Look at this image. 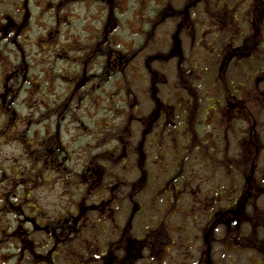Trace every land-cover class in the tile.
Returning <instances> with one entry per match:
<instances>
[{
  "label": "rangeland",
  "instance_id": "rangeland-1",
  "mask_svg": "<svg viewBox=\"0 0 264 264\" xmlns=\"http://www.w3.org/2000/svg\"><path fill=\"white\" fill-rule=\"evenodd\" d=\"M144 1L150 6H143L140 4V0L64 4L55 11L61 16L57 22L50 15L52 14L50 7L31 6V16H39V19L37 22L36 19H30L32 22L30 34H37L40 29L37 25H41L43 32L44 25L47 24L49 28L52 25L58 26L60 35L58 42L53 39L44 41L45 45L43 46L47 47L45 52L41 53V57L33 55V49L24 47V59L29 65V72L36 76L35 85L29 83L17 90L13 102L16 113L11 119L6 120L0 112V264H29L26 253L21 256L20 249L18 250L17 247L19 236L25 238L22 232L27 228L24 214H36L35 216L40 223L47 222L48 224L55 222L58 224V220L61 218L70 219L71 214L76 216L74 210L78 208V205L80 206L78 192L80 188L82 189L78 184L77 175L80 173V179L85 175L87 160L85 156L89 151L96 153L105 148L118 150L123 145L119 143L117 138H120L123 143H127L129 140V145L138 151L139 143L142 140V129L139 126V121L134 118L143 116L145 120H152L153 110L157 102L155 98H152L153 96L173 104L179 100V96L183 95L180 91H174L175 62L166 57L167 49L169 50L171 44L174 43L172 32L176 22L166 18L162 25L154 26L156 21L154 15H157L158 11L160 12L157 4L169 0ZM225 1L228 4L234 2V0ZM211 7L212 3L208 0L204 7L199 4L190 9V11L195 10V18L197 19V21L192 19L194 29L191 36L194 35L195 38V42L192 40V46H189V36L186 31L181 33L179 37L177 36L181 42L184 41L182 53L184 51L185 56H188L192 63L191 67L196 64V69L192 70L195 76L194 80L198 85L197 91L199 94L204 93L202 99L205 97L206 99L218 98L216 93H211L219 90L221 84L217 71L218 65H212L217 61V58L211 54H216L220 47H225L226 42L233 39V35L230 34L233 29L234 31L240 29V27L235 28L232 22H227L226 27L222 31H218L216 21L220 14L218 15ZM6 8H8V3H3L1 9ZM242 9L243 7H240L239 10ZM210 11L217 17L216 19H210ZM70 17L74 19L72 20ZM39 20H42V22L40 21L41 24ZM248 21L247 17L245 22L248 23ZM242 23L239 22L238 26H241ZM248 32L247 30L244 34L247 35ZM198 36L201 37L200 43H197ZM31 37L32 35H30V39ZM223 38L225 39L223 40L224 43L222 42ZM175 40H177L176 37ZM41 42L38 39V44ZM53 43L55 48L49 51L48 45ZM88 44L94 45L91 52H88L89 48L86 47ZM210 46L215 51H211ZM139 47H142L141 50ZM146 54H152L151 56L155 58L153 62H150L151 60ZM9 57V62L12 63L11 68H14L13 64H18V62L20 67L22 66L18 55L11 54ZM119 57L120 60H118ZM146 57L149 59L148 61ZM188 65L190 66L189 63ZM46 66L47 78L41 75V73L46 74L44 72ZM33 67L35 68L33 69ZM180 67L186 69L183 65ZM52 70L54 71L52 72ZM246 72L248 69L243 68L240 72H230L227 77L242 81ZM182 73L186 74L187 77L190 76L188 68ZM0 74H2L1 68ZM83 74L86 78L88 77L87 82L84 85H79L84 79L82 78ZM78 81L79 83H77ZM249 83L252 84L251 90L241 86V96L238 95V97L244 98V103L250 114L247 110L246 113L236 112L234 117L225 118L223 116L222 122L218 125L213 116H205L201 110L199 114L197 113V117L200 118L197 130L201 134L212 135L209 142H212V147L216 146L219 149L217 154H213L212 160L203 163L204 166L199 160L201 153L188 151L189 135L187 140L174 138L169 142V145H166V140L163 139L159 150L165 154V157L162 158L153 151L151 158L157 156L156 159H158L155 163L149 156V160L143 166L147 178L142 183V190L137 193V200L142 204L143 214L145 213L144 221L147 224L145 228L141 226V230L147 231L150 225H154L162 217L159 210L165 206L164 201L166 200L163 202L160 200L167 198V194L162 192V186L159 187L165 182L163 178L159 180L160 175L162 174L161 177L166 176V173L161 172L153 165L157 164L160 168H164L173 158L174 153L179 152V155L186 156L184 163L186 170L182 169L180 174L183 173V177L190 178L191 181L189 180L188 186L192 189L189 190V194L186 193L185 199L182 198L179 206L191 207L192 216L194 208L202 207L199 202L200 194L204 193L207 188L214 189L228 184L223 173L220 176L217 175V172L221 170L218 165L219 161H222L223 168L229 172L231 170L229 166L235 168L236 188L241 187V194L245 191L241 172L248 174L250 169L254 167L256 170L255 177L260 178L262 176L264 173V159L261 160L264 155V103H261L260 97L259 99L254 97L253 83L252 81ZM258 90L264 92V81L258 85ZM169 93L170 95H168ZM74 97L79 99L76 100ZM72 99L73 102H71ZM48 104L50 106L46 107ZM211 104V100H203L201 108ZM132 107H136L134 112ZM226 110L223 109L222 112ZM173 111L176 116L174 121L178 124L181 118L179 108L176 106ZM131 114L133 117L129 116ZM201 120H204V124L201 123ZM131 127L133 130L129 134ZM9 129H13L14 132L8 131ZM52 134L55 135V141H52L54 142L53 146L58 145V148L61 149L60 152L64 151L65 158L58 157L55 162L48 163L47 161L45 163L43 162L46 160L44 159L45 153L42 150L46 146H50L48 142L49 138H52ZM249 135H257L261 142L262 148L256 162L252 160L253 146L249 142ZM204 142L206 143V141ZM180 144L182 145L180 146ZM184 145L185 149H183ZM155 146L150 147V152L152 149L156 151ZM186 149L188 153L185 152ZM136 150L127 152L125 159L115 163L100 160L105 166V173L114 172L111 174L128 177L125 193L130 192L132 186L135 190L139 187V182L133 181L140 176L137 162L139 156ZM65 159L68 161H64ZM241 164H244L245 167L240 171L238 165L241 166ZM170 165L173 168L171 162ZM152 174H156L157 177L153 179ZM106 180V178L102 179L100 184L106 183ZM89 183L92 185L91 182ZM253 184L250 189L248 188L251 192L249 200L250 202L259 201L263 206L264 183L254 182ZM94 193L91 198L89 197L90 201H86L90 207L92 204L100 206V201L95 202ZM153 193H156L154 197H152ZM207 196L210 197L211 194L207 193ZM114 203L125 209L120 214L117 210L115 217L126 219L131 206L126 204V201L122 203L115 201ZM166 206L169 205L166 204ZM68 211L73 213L68 214ZM106 211L97 215L104 219L105 214H107ZM262 212L264 213V210ZM82 213L78 217L84 215L86 211ZM89 213L81 216L80 222ZM135 217L133 222L136 223L132 224L129 229L131 233L139 234L141 231H139L138 223L142 216L138 214ZM187 222L190 233L187 238L192 241L188 253L183 257L184 248L174 247L166 253L163 261L179 260L183 257L184 262L197 263L201 248L203 251L205 248L202 243V236L207 224L203 216L200 215L193 220L187 217ZM98 226L105 227V229L103 231L100 228V234L97 237L94 236V228L86 226L81 227L85 231L83 238L77 236L79 238L77 240L75 238L63 240L57 248L60 254L59 264H75L76 260L72 259L71 253H82L87 249V246L83 244L84 239L89 242L91 249L89 253L93 254L100 248L102 251V247L91 240L95 238L104 240L108 237V231L114 227L107 219L101 221ZM214 231L212 238L216 240V243L211 245L214 264L215 262L219 264H255L257 262L254 255L249 258L246 257L247 251L241 250L235 253L232 247L225 246L223 241L219 242L216 239V237L218 238L217 233ZM112 233L113 231L110 232V237H112ZM175 235L178 238H183L182 233ZM67 236L68 234L65 237ZM43 238L44 236L36 234L34 239L37 241L35 243ZM45 250L47 248L41 249L39 253L46 255ZM188 254L191 256V260L186 261L185 257ZM226 256H229L232 262L231 260L227 261ZM63 259L65 263L62 261ZM84 259L81 258L82 261ZM96 261L91 259L90 264H96ZM179 261L172 263L176 264ZM132 264H139V257ZM197 264L202 263L200 261Z\"/></svg>",
  "mask_w": 264,
  "mask_h": 264
},
{
  "label": "flooded vegetation",
  "instance_id": "flooded-vegetation-1",
  "mask_svg": "<svg viewBox=\"0 0 264 264\" xmlns=\"http://www.w3.org/2000/svg\"><path fill=\"white\" fill-rule=\"evenodd\" d=\"M104 1L110 2L111 0H0V68L2 71L1 75L3 76L0 77V80L3 79L0 81V112L4 115L6 120H8L7 117L9 113L10 119L16 113L13 102L15 101L17 90L27 86L29 83L35 85L34 81L36 76L29 72V65H27V61H25L24 57H22L21 60V67L18 63L13 64L14 68H11L12 63L10 62L4 67L5 61H3V55L17 54L24 44V37H27V41H31L30 35H32L33 40L34 38L37 39V44L38 39L42 41L38 44L41 46L44 44V41L51 39L56 40L57 34L60 33L58 26L52 25V27L49 28L48 25L45 24L42 32L41 25L36 24L40 28L39 31L37 34H30L32 31H30L32 23L30 19H36V22L39 19V16H31V6L50 7V11H52L50 15L57 22L61 16L55 13V11L64 4L73 5L79 2L94 4ZM143 1L140 0V4L146 7L150 6L146 1ZM209 1L212 3L213 8L211 7V9L216 11L218 15L220 14L216 21V28L219 29L218 31H222V29L226 27L227 22H232L235 28L240 27L239 30L234 31L233 29V31H231L230 34L233 35V39H231L230 42L227 41L225 47L222 46L219 48L220 50L218 49L216 54H211V56L215 55V58H217V61L212 65H218L217 71L221 81L219 90L211 93H216L218 98L206 99L205 97L202 99L201 97L204 93L201 92V94H199L197 91L198 85H191L187 75L182 73L188 68L190 60L188 56H185L184 51L182 53L184 41L181 42L178 38L181 33L186 31L189 36V46H192V40L195 42L194 35L191 36L192 30L194 29L192 19H194V21H197V19L195 18V10L190 11V9L197 7L199 4L204 7V5L208 3V0H169L160 4L158 3L157 5L160 8V12L158 11V14L154 15V18L156 17L154 26L159 27L166 18H170L169 20L176 22L174 31L172 32L174 43L171 44L172 47L170 46V51H167V56L170 55L169 59L175 62L174 91H180L183 95L179 96V100L175 103L173 102V104L165 100L161 101L157 96H153L152 98H155L157 102L155 101L156 105L153 110L154 116L152 120H145L143 116H136L134 118L139 121V126L142 129V140L139 143L138 151L129 145V140H127V143H123L120 138H117L119 143L123 145L122 148L120 147L118 150H107V148H105L101 152L94 153L93 151H89L87 153L85 156L87 158L84 170L85 175L82 176L81 179L80 173L77 175L78 184L82 189L80 188L79 190L81 194L78 192L80 206L78 205V208L74 210L76 211V216L71 214L72 216L70 219L61 218L58 220V224L57 222L53 224H48L47 222L40 223L34 216L26 217L27 228L24 231L22 230L25 238H19L20 240L23 239L22 241L26 244L23 248H25L29 254L26 256L28 262L31 264H59L58 259L60 254L57 248L62 244L63 240H71L72 238L77 240L79 239L77 236L83 238V233H85V231L81 227L84 228L86 226L94 228V236L97 237L100 234L99 229L102 228L103 231L105 229V227H99L98 224L107 219L112 227H114L108 231V237L104 240L99 238L91 240L97 242L95 244L98 246L102 245L104 249L100 252L96 251L93 254L89 253V251L91 252L89 242L84 239L83 244L87 246V249L80 254L73 252L75 256L81 258H86L87 256L88 258L95 259L97 260L96 264H132L138 257L139 264H173L172 262L179 260L180 261L176 264H192L184 262L183 260L192 242L187 238L190 235L187 217L193 220L195 218L197 219V216L200 215L201 217L203 216L207 226L202 236V243L205 248L204 251L201 248L197 263L201 261L202 264H214L211 245L216 243V240L212 238V233L215 230L214 232H216L218 236L216 239L219 242L223 241L225 246L232 247L235 253L241 250L247 251L248 255L246 257L248 258L251 257V253H253L257 261L255 264H264V213L262 212L264 206L257 207L256 200L250 202L249 196H251V192L248 190L250 186L254 185V182L258 184L264 183V173L260 178L257 176L256 178V170H254V167L250 169L248 174L241 172L242 182L245 183V191L241 194V187L236 188L235 168L229 166V169H231L229 172V170L223 168L222 161H219L218 165L221 167V170L215 172H217L218 176L223 173L225 181L228 184L214 189L207 188L204 193L200 194L199 202L202 207L194 208L192 216L191 207L185 208L178 207L177 205L181 200L180 195L185 199L186 193L188 192L189 194V190H191L192 187L188 186L191 181L190 178L186 176L183 177V173L180 174L182 169L186 170L184 167L186 156L179 155V152L174 153L173 158L164 168H160L157 164L153 165V167L156 166L158 170L160 169L161 172L166 173V176L163 175L161 177V174L159 178V180L163 178L165 181L162 184V192H165L169 196V201L160 200V202L164 201L165 205L159 210V214L162 215V217L158 219L154 225H150L148 232L137 240L131 238L127 232L128 227L131 225L130 223H132L133 215L136 213L141 216L143 213L142 204L137 200V193L142 190V183L147 178L143 166L145 162L149 160V156L150 158L153 156V151L158 153L162 158L165 157V154L161 153L159 150L162 146L163 139L166 140V145H169V142L174 138L187 140L189 135L188 151L191 150L201 153V159L199 160L201 165L204 166L205 164L203 163L212 160L214 157L213 154H217L219 149L216 146H211L212 142H209V140L212 138V135L210 136L206 133L201 134L197 130V124L200 120V118L197 117V113L199 114L201 110L205 116H213V119L218 125L222 122L223 116L225 118H230L231 116L234 117L236 112L246 113L248 107L244 103V98L240 99L238 95L241 96V86L251 90L252 84H250L249 81L253 83L252 92L254 97L256 99L260 97L261 103H264V92L258 90V85L264 81V0H234L232 4H228L225 0ZM3 3H8V8L4 10L1 9ZM240 7H243V9L239 10ZM209 17L210 19L217 18L211 11L209 12ZM247 17L249 19L248 23L245 22ZM40 21L42 22V20H39V23ZM239 22H243L241 26H238ZM54 27L56 29L55 31H53ZM247 30L249 32L245 35L244 33ZM175 37L177 40H175ZM200 40L201 37L198 36L197 43H200ZM223 40L225 39L223 38L222 42ZM236 41L237 43L235 44ZM25 47L30 49L29 44H26ZM209 48L215 50L212 46ZM43 49H45V47H43ZM18 54H25V50ZM118 60H120V57ZM181 65L186 69L181 68ZM195 67L196 64L194 65V70L196 69ZM34 68L35 67H33V69ZM243 68H247L248 72L244 74L242 81L232 80L230 77H227V75H230V72H240ZM46 71L47 66L44 72L46 73ZM41 75L47 78V73H41ZM82 76L84 79L79 85H84L85 82H87L86 79L88 77L86 78L84 74ZM79 81L77 83H79ZM215 82H218V80H215ZM8 83H11V85H8ZM14 89H16V91H14ZM168 95H170V93ZM74 98L76 100L79 99L76 97ZM203 100H211L213 103L212 106H202L201 108ZM176 106L179 108L181 114L179 115L181 118L178 124L174 121L176 116L173 110H175ZM135 108L136 107H132V110ZM223 109L227 110L222 112ZM248 113L250 114L249 110ZM253 114L256 115L255 113ZM129 116H132V114ZM201 123L204 124V120H201ZM132 130L133 127H131L128 133L131 134ZM8 131L14 132L13 129H9ZM249 131L252 132L251 129H249ZM124 136L127 138L126 135ZM249 136V142L251 146H253L252 160L256 162L262 148L261 142L257 135ZM120 137L123 136L120 135ZM204 141H206V143ZM48 144H50V146H46V148L42 150L45 153L44 159H46L43 162L46 163L48 161V163H52L55 162V159L61 157L60 154L62 152H60L61 149H59L58 146H53L54 143L51 137L49 138ZM152 145H156L154 147L156 151L152 149L150 152V147ZM181 145L182 144H180V146ZM208 146L210 149L207 150V148H209ZM183 149H185V145ZM133 150H136L139 156L137 162L140 176L138 179L136 178L133 180L135 183L139 182V187L135 190L132 186L130 187V192L127 191V193H125L128 177L111 174L114 172L105 173V166L100 160L115 163L116 161L125 159V154ZM185 152L188 153L187 149ZM62 158H64V156H62ZM156 158L157 156L151 158L154 163L158 160ZM262 159H264V155L261 157V160ZM64 161H66V159ZM238 167L240 170L243 169L245 165L241 164V166L238 165ZM170 168H172V170H170ZM168 171L169 174L167 175ZM151 177L155 179L157 175L152 174ZM105 178L107 179L106 183L100 184V181ZM89 182H91L92 185ZM131 184L133 185V182ZM93 193L94 196H96L95 202L100 201V206L92 204L90 207L86 204V201H90L89 197L91 198ZM207 193L211 194V196L208 197ZM115 201L118 203L126 201V204L131 206L129 215L126 219H118V217H115L117 210H119L118 214L125 210L117 203H114ZM166 204L169 206H166ZM84 210L86 211L85 214H87V212L90 213L80 222L79 218L85 214L79 217L78 215ZM105 211L107 212V214L104 213L106 217L101 219L102 216L97 214ZM67 213L70 214L73 212L68 211ZM141 220H143V218H141ZM140 227L141 224H139V228ZM111 231H113L112 237H110ZM176 233H182L184 237L178 238L175 235ZM36 234L44 236V238L38 240L37 243H35L37 240L34 239ZM67 234L68 236L65 237ZM48 241H50L49 245H47ZM136 241H139V243ZM34 245L40 246V249L47 247V250H45L47 252L46 255L33 250ZM174 247L184 248L183 257L179 260H168L169 262L163 261L166 253L170 252ZM185 258L186 261L191 260L189 254ZM225 258L228 259L229 256ZM38 260L40 261L38 262ZM215 264L219 263L215 262Z\"/></svg>",
  "mask_w": 264,
  "mask_h": 264
},
{
  "label": "trees",
  "instance_id": "trees-1",
  "mask_svg": "<svg viewBox=\"0 0 264 264\" xmlns=\"http://www.w3.org/2000/svg\"><path fill=\"white\" fill-rule=\"evenodd\" d=\"M70 19H74V18H72V17H70ZM67 22V21H66ZM140 28V27H139ZM56 29H55V27L53 28V31H55ZM59 35H60V33H58L57 34V36H56V38L58 37V39L57 40H55L56 42H58L59 41ZM146 35H149V34H147L146 33ZM31 41H27V37H24L23 38V41H24V44L21 46V50L20 51H18L17 52V54H15V55H18V57H19V60L21 61L22 60V57H24L25 58V54H18V53H21L23 50H24V47H25V45L26 44H29L30 45V50L31 49H33L34 51H33V55L35 54V55H38L39 57H41V53L43 54V52H45V49H46V47L45 46H43V45H45V44H42L41 46L40 45H38L37 44V39L36 38H34V40L32 39V37H31V39H30ZM71 41H73V39H71ZM30 42V43H29ZM26 43V44H25ZM43 47H45V49H43ZM87 48H89V50H88V52H91V50L93 49V47H94V45L92 44H88L87 46H86ZM48 48H49V51L52 49V48H55V44L53 43V44H50V45H48ZM57 49H58V47H56ZM141 48L142 47H139V50H141ZM152 54H146V56L148 57V58H150V62H153V60L155 59L154 57H152L151 56ZM151 56V57H150ZM169 56L170 55H168V56H166V57H168L169 58ZM147 57H146V59H147ZM76 58V57H75ZM145 59V60H146ZM12 60V59H11ZM18 60V61H19ZM149 59H147V61H148ZM3 61H5V63H4V67L5 66H7V64L9 63V61H10V57H9V55H3ZM147 61H145V63L147 64V65H149V63H147ZM19 63V62H18ZM190 64V66H188V69H189V71H190V76H188V79L190 80V84L191 85H197V83H196V81L194 80L195 79V76H194V72H193V70L192 69H194V65L191 67V64L192 63H189ZM77 66H79V65H77ZM150 66V65H149ZM190 67V68H189ZM54 70H52V72H53ZM51 72V73H52ZM1 75V74H0ZM0 77H3L2 75L0 76ZM71 102H73V100L71 101ZM213 104V103H212ZM212 104H211V106H212ZM49 107L50 106V104H48V105H46V107ZM45 112H46V110H45ZM6 115H8V114H6ZM8 120L10 119V113H9V115H8ZM55 135L54 134H52V138H51V140L52 141H55V137H54ZM54 143V142H53ZM56 145V144H55ZM56 146H58V145H56ZM63 147V146H62ZM61 155V157L62 156H64V151L60 154ZM64 158H65V156H64ZM66 161H68L67 159H66ZM9 235H10V232H9ZM23 240V239H22ZM22 240H20V242L18 243V245H17V247L18 248H21V246L22 247H25V245L26 244H24L25 242H23ZM22 244V245H21ZM23 250H24V248H22ZM22 253V252H21ZM73 254V253H72Z\"/></svg>",
  "mask_w": 264,
  "mask_h": 264
}]
</instances>
